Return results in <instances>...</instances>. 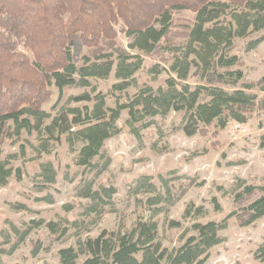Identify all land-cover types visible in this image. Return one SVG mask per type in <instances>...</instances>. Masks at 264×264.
Listing matches in <instances>:
<instances>
[{"label": "trees", "instance_id": "16d2710c", "mask_svg": "<svg viewBox=\"0 0 264 264\" xmlns=\"http://www.w3.org/2000/svg\"><path fill=\"white\" fill-rule=\"evenodd\" d=\"M183 10L190 11L193 19L174 31L173 15ZM118 35L124 36L125 46L116 43ZM250 37L247 50L264 41V0H0V188L12 176L22 178L20 168L11 164L16 155L3 157L6 140L34 132L39 138L34 149L40 155L50 151V142L65 135L71 149L79 145L75 163L93 173L74 187V195L87 201L81 215H102L112 206L116 189L113 185L95 187V177L110 164L103 147L120 133L117 121L123 110L129 132L138 138L154 118L171 112H183L175 130L192 136L210 125L224 128L230 121L245 123L249 111L264 110V98L251 92H264V76L255 83L244 82L243 71L237 68L240 59L230 54L236 39ZM81 47L89 52L78 65L76 53ZM167 50L171 51L167 68L171 75L163 86H143L113 107L106 105L105 95L95 88L91 89L94 95L85 91L63 101L64 88H88L90 79H105L111 72L118 81L113 89L122 92L132 85L144 56ZM152 71L160 72L156 66ZM191 72L201 83L186 82ZM52 87L58 92L54 115L43 108L51 99ZM72 102L83 105L71 106ZM89 102L91 106L85 104ZM39 177L45 187L55 183L51 162L40 164ZM162 183L160 191L150 176L142 175L128 189L133 196L153 194L146 199L152 211L149 219L137 220L123 232L103 230L79 241L76 248H60L57 264H204L209 251L223 241L220 232L230 218L240 226L264 219V183L239 179L233 191L236 209L221 221L192 224L195 234L169 250L159 241L153 216L167 212L180 196H174L163 178ZM41 200L53 202L51 196ZM212 203L215 210L221 209L215 198ZM13 207L26 208L23 204ZM202 215L203 207L190 203L183 217ZM43 223L32 219L20 228L9 222V230L2 232L4 243L11 241L10 234L15 240L0 253L14 251ZM45 226L59 236L66 231L58 222ZM169 226L181 224L170 220ZM253 254L264 261V239Z\"/></svg>", "mask_w": 264, "mask_h": 264}, {"label": "rangeland", "instance_id": "374dc122", "mask_svg": "<svg viewBox=\"0 0 264 264\" xmlns=\"http://www.w3.org/2000/svg\"><path fill=\"white\" fill-rule=\"evenodd\" d=\"M193 14L183 10L173 15V30L179 31L184 24L190 23ZM250 38L236 39L230 54L239 57L237 66L243 71L246 83H255L264 76V41L254 49L247 50ZM181 42L176 40V44ZM118 45L125 46L124 36L116 38ZM88 49L81 47L77 54V64L82 62V55ZM169 50L162 54H151L143 57L142 67L133 75V83L122 92L113 89L118 82L113 72L105 79H90L88 88H64L63 101L69 96L82 92H101L105 95L106 105L113 107L117 101L125 102L143 86L156 88L164 85V80L171 75L169 66ZM160 72H153V67ZM164 67L165 70H161ZM194 85L199 78L190 73L186 80ZM201 83V82H200ZM239 87V85H237ZM95 88V92L91 89ZM228 89L230 87L227 86ZM50 101L43 105L51 115L58 92L52 87ZM259 98L264 92L251 90ZM88 106L92 102L85 103ZM81 106L83 103H71ZM183 112H171L161 118L156 117L140 137L129 132L125 124L127 111L123 110L117 125L120 133L107 139L103 150L110 157L108 168L95 177V187L113 185L116 193L112 206L107 207L100 216L81 215L82 206L87 203L74 195V187L81 178H92L93 173L85 172L75 162L77 148L71 149L65 135L59 141L50 142V151L36 154L35 147L39 144L36 133L22 132L19 138L9 139L3 144V157L15 154L11 161L13 168H20L22 178L12 176L8 183L0 188V250H9L15 238L4 243V233L9 230L11 222L22 228L30 220H42L44 223L34 228L25 240L11 253H0V264H57V251L60 248L77 247L79 241L87 237H96L101 231L123 232L129 230L137 220H147L152 211L146 199L153 194L128 192L133 182L142 175L151 177V181L163 191V180L175 195L180 197L168 208L153 216L157 221L158 238L169 250L181 246L185 239L195 234L192 224L196 222L221 221L229 212L236 209L234 188L241 179L247 184L264 183V110L254 108L247 113L245 123L230 121L226 127L210 125L201 133L186 136L182 131L175 130L180 123ZM48 122V121H47ZM51 162L56 170V181L43 186L39 177L40 164ZM51 196L52 203L41 198ZM215 198L221 209L215 210L212 200ZM202 206L204 215L184 218L187 205ZM16 204H23L25 209H15ZM65 206H70L67 209ZM180 222V227L169 226V221ZM49 221L58 222L59 227L66 229L64 235L52 234L45 224ZM223 241L213 247L204 264H264L254 258V251L264 239V219H259L248 226H240L232 217L228 227L220 232ZM83 259V257H81Z\"/></svg>", "mask_w": 264, "mask_h": 264}]
</instances>
